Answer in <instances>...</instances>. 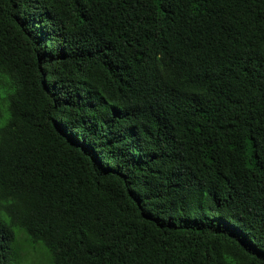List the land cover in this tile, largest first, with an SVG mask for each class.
<instances>
[{
    "label": "trees",
    "instance_id": "trees-1",
    "mask_svg": "<svg viewBox=\"0 0 264 264\" xmlns=\"http://www.w3.org/2000/svg\"><path fill=\"white\" fill-rule=\"evenodd\" d=\"M0 84V264H264V0H0Z\"/></svg>",
    "mask_w": 264,
    "mask_h": 264
},
{
    "label": "rangeland",
    "instance_id": "rangeland-1",
    "mask_svg": "<svg viewBox=\"0 0 264 264\" xmlns=\"http://www.w3.org/2000/svg\"><path fill=\"white\" fill-rule=\"evenodd\" d=\"M5 92H6L5 87L0 84V97L3 96ZM1 108H2V104H0V112H1ZM21 252L23 253L24 257H26V258L33 257V255H36L35 251L27 243H22Z\"/></svg>",
    "mask_w": 264,
    "mask_h": 264
}]
</instances>
